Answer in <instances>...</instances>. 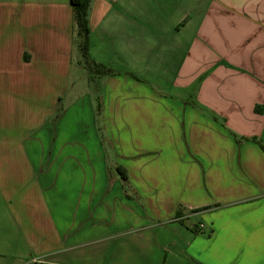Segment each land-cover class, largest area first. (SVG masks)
<instances>
[{
  "label": "crops",
  "instance_id": "0c3cea01",
  "mask_svg": "<svg viewBox=\"0 0 264 264\" xmlns=\"http://www.w3.org/2000/svg\"><path fill=\"white\" fill-rule=\"evenodd\" d=\"M90 1L0 0V264H264V0Z\"/></svg>",
  "mask_w": 264,
  "mask_h": 264
},
{
  "label": "trees",
  "instance_id": "16d2710c",
  "mask_svg": "<svg viewBox=\"0 0 264 264\" xmlns=\"http://www.w3.org/2000/svg\"><path fill=\"white\" fill-rule=\"evenodd\" d=\"M90 0H71L74 10V19L76 25V35L74 42L77 46V52L80 55V62L83 61L85 67L91 74H111L114 70L105 64L96 62L90 53V23L89 10ZM130 75L138 78V75L129 72Z\"/></svg>",
  "mask_w": 264,
  "mask_h": 264
},
{
  "label": "rangeland",
  "instance_id": "374dc122",
  "mask_svg": "<svg viewBox=\"0 0 264 264\" xmlns=\"http://www.w3.org/2000/svg\"><path fill=\"white\" fill-rule=\"evenodd\" d=\"M76 61H77V63L80 64L79 67H78V70H77V74L80 73V76H81V78H82V77L84 76V75H83V69H84V67H85V64H84L83 61L80 62V55L78 54V52H76Z\"/></svg>",
  "mask_w": 264,
  "mask_h": 264
},
{
  "label": "built area",
  "instance_id": "2783aa9c",
  "mask_svg": "<svg viewBox=\"0 0 264 264\" xmlns=\"http://www.w3.org/2000/svg\"><path fill=\"white\" fill-rule=\"evenodd\" d=\"M203 226V225H202Z\"/></svg>",
  "mask_w": 264,
  "mask_h": 264
}]
</instances>
